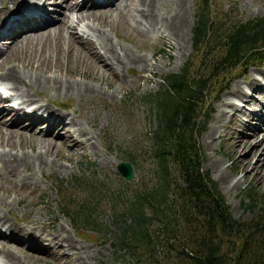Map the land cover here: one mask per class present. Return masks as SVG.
<instances>
[{"label": "rangeland", "instance_id": "1", "mask_svg": "<svg viewBox=\"0 0 264 264\" xmlns=\"http://www.w3.org/2000/svg\"><path fill=\"white\" fill-rule=\"evenodd\" d=\"M58 1L60 4L57 5L56 8L54 7V11L50 13L53 19H56L62 12L67 11L65 2L57 0V3H59ZM72 1L73 3H77L81 0ZM185 2L184 37L182 36L178 41L172 39L169 42V37L159 35L157 31L155 32L141 23H135L134 20L128 18L130 15L127 17L113 15L104 19V21H102L103 23L100 21L98 23L93 21V25H95L97 29L90 37L93 40L95 38V43L97 41V32L102 30V33L105 32L104 34L110 37L114 43L117 42V44L127 49L129 48L128 50L131 53L143 56L148 63L153 65L152 72H149L147 67L145 69L140 68L139 64H130L128 68L123 67L120 73L126 76V80L124 79L123 83L119 85H117L116 81L112 78L111 71H107L101 67L99 63H97V59L94 60L92 57V60L88 55L79 51L77 48L79 45L70 44L71 47H66L65 42L62 41L63 39L59 41L58 38L53 35H43L44 37L40 35L37 38H33L32 40L29 39L28 42L22 43L7 51L8 55L6 54L5 64L19 71L33 72L35 70L34 72L38 73L41 71L35 69L34 64H36V61H39L38 63L42 66L48 62V65L45 66L49 67V74L54 75L53 78L59 79V76H62L70 82H76L78 80L87 81L91 85L98 84L100 89L98 93L89 97H85L81 93L76 95L74 91H71L66 96L57 89H53L54 85H51V87L44 84L38 95H32L33 102L23 105L22 111L28 113L31 111V107L34 103L46 104L53 112L63 113L66 119L68 117H75L76 114L79 113V116L77 115L78 121L82 122L85 126L87 121L94 120L99 131L97 135L93 137L96 151L93 150L92 152L91 147L88 146L76 150H73V146L71 145L70 147L63 145L56 149L50 148L43 153L48 159L49 164L46 167L44 166L41 171L34 173L33 176H29V171H32L31 165H28L26 168L20 167L19 173L14 172L10 174V178L8 177L5 179V177L0 174V197L3 202L1 205L3 209H7L9 220H15L21 225H30L32 222L38 231L40 227L48 224L42 220L45 211L46 215L56 217L57 221H55L54 225L62 223L66 227V232L72 233L73 237L82 244L88 245L89 247L93 245L94 251L96 250V252H94L91 259L92 264H129L132 262L133 259L129 254L124 253L122 249L115 250L111 245V220L114 217L113 213L122 208L123 203L128 199L135 184L140 181H147V175L151 172L152 164L149 158V134L155 127L156 119L153 115L151 106L145 101L146 94L153 93L160 88L161 75L177 72L185 62L190 64L192 68L198 64L199 55L193 52L191 45V28L195 19L197 0H185ZM212 2L214 3L218 18H221L220 23L223 22L222 24L231 19L245 20L254 16L264 17V0H212ZM132 6L133 4H129L127 7L130 12H132ZM162 6L163 8L160 9L162 15L165 14L166 7L169 8L167 12L171 13L173 7L172 0L164 1ZM12 20L5 26L0 24V31L5 32L3 31L4 28L9 26V24H13ZM84 22H87V20L79 22L74 30L78 35H81ZM131 24L135 25L132 27ZM95 26L92 27L95 28ZM84 29H87L86 26ZM140 36L141 38H139ZM8 40L6 36H1L0 46L4 48ZM5 52L6 49L3 53ZM3 53L0 54V65L5 56ZM216 53L217 51L214 49L213 54L215 55ZM56 57H58L62 64L58 71L53 69ZM26 61H29V66H25ZM93 61L96 64L95 68L92 66ZM140 69V77L136 78ZM207 70H209V67L206 64L198 71L206 73ZM234 70L233 68L224 70L207 80V121L204 129L198 135L197 140L203 156L201 163L202 168L206 169L210 177L217 182V187L222 193L225 203L228 205L230 215L240 220H248L256 208L260 211H264V167L260 174L254 175L251 166L255 161V154L251 153L245 155L249 149L245 151L242 150L243 152L238 149L234 151V147L237 146L242 139L245 140L250 138L249 136L245 138L244 132H248L249 125L247 126V124L248 122L250 123V119H253L250 114L254 113V111L257 110L255 108L258 106L254 104L249 106L244 104L245 106H242L239 103L242 102L243 98L231 96L233 97L231 99L234 100L235 104H239L242 110L235 115L224 116L221 123L217 122L218 114L216 109H220L221 104L224 103V98L223 100H221V98L225 91L231 89L235 84H239L240 87L246 89V83L249 82V79H252V76L256 78L260 75L258 79L259 82L262 81V85L260 86V84H258V86L264 88V76L259 73L260 70H264V61L260 65H248L245 71L241 69V71ZM82 71L85 72L82 74ZM91 73L100 76V78H106L107 81L109 80L110 82L108 81L106 86L104 82H99L96 81V79L90 78L89 75ZM228 73L229 76L226 75ZM1 84L3 85V83ZM34 89L33 87V90ZM110 89L113 92L111 96L107 94V90ZM246 91L250 93L248 89H246ZM259 91L258 93L253 92V95L255 94L258 96L264 104V92L260 94ZM8 92H10L9 89H2V93L5 95ZM10 99L11 103L16 104L20 98L11 97ZM61 103L62 106H59L58 104ZM78 106L80 108H78ZM252 106H255V108H252ZM96 108L98 110H95ZM244 109L245 111H243ZM39 111L41 110H36L35 112L37 113ZM259 112L264 114V108H260ZM81 114L84 115V117H82ZM111 122L112 126L109 127L108 125ZM253 122L255 121L252 120L251 123ZM39 124L41 125V123ZM99 126H102V128H99ZM41 127H44V125L39 126L36 124L35 126L36 129ZM89 128L92 129V127ZM259 130L261 131V129ZM56 131L57 129H54V132ZM209 132H211V137L207 136ZM263 133L264 131L260 133L261 136L259 134V140ZM22 139L29 140L23 143L22 147L25 151L32 153L38 149L36 141L26 137ZM17 141L19 140L15 138L14 143ZM4 148L7 147L4 146ZM13 150H19V148L16 147ZM239 156L246 158L238 163L240 168L236 169L235 160ZM115 158L118 159L117 162L119 160L130 161L133 168V178L127 181L118 174L115 168L117 164V162L115 163ZM68 164L70 166H68ZM21 182H25L24 185L26 189H23ZM244 188H251L259 196L258 201L254 202L256 205L253 210L245 209V203L247 204L248 201L241 193ZM261 195L263 197L259 200ZM10 200L12 203H10ZM80 204H85L90 208V214L88 216L98 225H102L103 228H100V230L93 229L91 224L73 219L71 210L78 208ZM104 229H108L107 232H105ZM39 243L40 247L46 246L44 245L45 241L39 239ZM22 251L34 252V250L28 248H23ZM15 253L18 255L19 260H22V264H26L27 261L30 264H47L40 258L27 256L25 253L23 256L16 251ZM1 260L2 258H0V264H3ZM69 260L68 258H62L59 262L55 260H53V262L54 264H70Z\"/></svg>", "mask_w": 264, "mask_h": 264}, {"label": "trees", "instance_id": "2", "mask_svg": "<svg viewBox=\"0 0 264 264\" xmlns=\"http://www.w3.org/2000/svg\"><path fill=\"white\" fill-rule=\"evenodd\" d=\"M214 7L212 0H197L191 28L196 68L185 62L161 75L160 88L145 96L156 119L149 134L151 172L111 220V245L130 255L129 264H264V211L256 208L248 220L230 215L217 182L202 168L197 140L207 121V80L264 61V17L222 24ZM206 64L209 70L199 72ZM241 193L245 209L253 210L258 194L251 188ZM71 214L103 228L85 204Z\"/></svg>", "mask_w": 264, "mask_h": 264}, {"label": "bare ground", "instance_id": "3", "mask_svg": "<svg viewBox=\"0 0 264 264\" xmlns=\"http://www.w3.org/2000/svg\"><path fill=\"white\" fill-rule=\"evenodd\" d=\"M62 1L65 2V8L67 9V11L62 12L61 15H59L56 19H53L50 13L54 11V7L56 8V6L60 4L59 1V3H57V0H0V24L5 18L18 15L17 17L13 18V24H10L8 27L4 28L3 31L5 32L0 31V37L6 36L9 39L8 41H6V45L4 48L0 46V54L3 53L6 49V52L3 53L5 54L4 59L2 60V64L0 65V88H7L10 90V92H8L6 95H2L0 93V174H2L5 179L14 172L19 173L20 167L26 168L28 165H31L32 167V171H29V176H33L34 173L41 171L44 166L46 167L49 164L48 159L43 155V153L48 151L50 148L56 149L60 148L63 145H67V147H70L71 145L73 146L72 149L76 150L83 149L85 148V146H88L91 147L93 152V150L96 149L93 137L97 135L99 131L98 126L94 123V120L87 121L84 126V124H82V122L78 121L77 119V115L79 116V113H77L75 117H68L66 119L63 113L53 112V110H51L50 107L46 104L42 105L40 103H34L31 107V111H29L28 113L25 111L23 112V105H27L33 102L32 95H38L40 93V89L44 86V84H47V86L54 85L53 89H57L59 92L63 93V95L66 96L71 91H74L76 95L81 93L85 97H89L98 93L100 89L98 84L91 85L87 81L78 80L76 82H70L68 81V79L62 76H59V79L53 78L54 75L49 74V67L45 66L48 65V62H46V64L42 66L40 63H38L39 61L37 62L35 60V69L41 71L38 73H35V70L33 72L19 71L14 67L5 64L6 54L9 49L19 46L22 43L28 42L29 39L32 40L33 38H37L40 35H53L58 38L59 41L63 39L62 41L65 42L66 47H71L70 44H77V46L79 45L80 48L77 47L79 51H82L83 54L88 55L91 59L92 57L94 60L97 59V63H99L101 67H103L107 71H111L110 73L112 78L116 81V84L119 85L123 83L124 79L126 80V76L120 73V70L123 67L128 68L130 67V64H139L140 68L145 69L147 67L148 71L152 72L153 65L151 63H148L143 56L131 53L128 50L129 48L127 49L122 45L117 44L116 41V43H114L110 37L104 34L105 32L102 33V30L97 32V45L94 41L95 38L93 40L90 37V35L94 34L95 30L97 29V27L93 25V21H95L96 23H98L99 21L103 23L102 21H104V19L113 15H121L126 17L130 15L128 18L134 20L135 23H141L154 30L155 32L157 31L159 35L169 37V39L167 38L169 42L172 39L178 41V39H181L183 36V26L185 24L186 14L185 0H172L173 7L171 13L167 12V9L169 8L166 7L164 15L160 13V9L163 8L162 3L166 0H81L77 3H73L72 0ZM129 4H133L132 12H130L127 8ZM28 8L33 9L34 11L26 10ZM27 12H30V14L32 13V15H24ZM4 16L5 18H3ZM83 20H87V22H84V24L82 25L83 30H81V35H78L74 32V30L77 27L78 23L82 22ZM131 25L133 27V25L135 24ZM83 26H86L87 29L85 30ZM92 26H95V28ZM139 38H141V36ZM61 65L62 64L60 63L58 57H56L54 60L53 69L58 71L61 68ZM25 66H29V61H26ZM92 66L94 68L96 67L94 61L92 63ZM84 72L85 71H82V74ZM140 73L141 69L136 78L140 77ZM259 73L264 76V70H260ZM89 77L92 79H96V81L104 82L106 86L109 81H107L106 78L103 79L100 78V76H96V74L94 73H91ZM261 82L262 81L259 82V79L252 76V79H249V82L246 83V89H248L250 93H248L246 89L240 87L239 84L233 85L231 89L225 91V93L222 95L221 100H223L224 98V103L221 104L220 109H216V112L218 114L217 122L221 123L224 116H230L233 114L235 115L242 110V108L239 107V104H241L242 106H249L253 104L258 106L256 108L255 106H252V108H255L257 110H255L254 113L250 114L253 117V119L250 120H254L255 122H248L247 126L249 125V130L246 133L244 132V137L247 138L246 136H249L250 138L245 140L242 139L241 142H239L238 145L234 147V151H237V149L241 151L249 149L245 155H249L251 153L255 154V161L251 166L254 175L260 174L264 167V133L260 140L258 138L259 134L264 131V114L259 112L260 108H264V104L258 96H256L255 94L253 95V92L258 93L259 90H261L259 91V93L263 94L262 92H264V88H260L258 86V84H260V86L262 85ZM1 83H3V85L5 86H3ZM33 87L35 88L34 90ZM107 94L111 96L113 94L112 90H107ZM231 96L243 98V100L239 104H235L234 100L231 99L233 98ZM11 97H18V99H20L16 102V104H14L11 103ZM58 105L62 106V103ZM78 108L80 107L78 106ZM36 110L41 111L36 113ZM95 110L98 109L96 108ZM243 111H245V109ZM82 117H84V115H82ZM39 123H41V125H44V127L36 129V124L41 126ZM108 126H112V122ZM89 127H92V129H90ZM99 128H102V126H99ZM54 129H57V131L54 132ZM259 129H261V131ZM207 136L211 137V132L207 133ZM23 137L29 139L31 138L33 141H36L38 149L32 153L25 151L22 147L23 143L24 141L27 142L29 140H23ZM15 138L19 140L15 142L16 144L14 143ZM4 146H6L7 148H4ZM16 147H18L19 150H13ZM245 158L246 157L243 158L242 156L236 158V169L240 168V165L238 163ZM117 160L118 159L115 158V163L117 162ZM68 166L70 165L68 164ZM24 183L25 182H21V185L23 189H26ZM10 203H12V201ZM1 204H3V202L0 197V258H2L1 261H3V264H22V260H19L18 255H16L15 251L23 256L25 253L27 254V256L38 259L40 258L47 264H54L53 260L59 262L62 258L70 259V264H92L91 259L94 252H96V250L94 251L93 245L89 247L88 245L82 244L80 241L73 237L72 233L66 232V227L62 223H57L56 225H54L55 221H57L56 217L52 215H46L44 211L42 220L48 224L43 225L37 231L32 222L30 225H21L15 220H9L7 215L8 213L6 211L7 209H3V206ZM39 239L45 241V247L39 246ZM23 248L32 249L34 250V252L22 251ZM26 264L30 263L27 261Z\"/></svg>", "mask_w": 264, "mask_h": 264}, {"label": "water", "instance_id": "4", "mask_svg": "<svg viewBox=\"0 0 264 264\" xmlns=\"http://www.w3.org/2000/svg\"><path fill=\"white\" fill-rule=\"evenodd\" d=\"M116 171L124 180H130L133 178V168L128 160H119L115 166Z\"/></svg>", "mask_w": 264, "mask_h": 264}]
</instances>
